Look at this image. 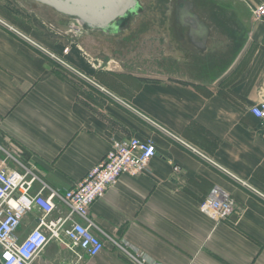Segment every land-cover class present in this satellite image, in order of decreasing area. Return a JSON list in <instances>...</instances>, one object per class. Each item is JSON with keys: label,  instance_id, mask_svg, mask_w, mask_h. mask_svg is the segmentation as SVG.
<instances>
[{"label": "crops", "instance_id": "1", "mask_svg": "<svg viewBox=\"0 0 264 264\" xmlns=\"http://www.w3.org/2000/svg\"><path fill=\"white\" fill-rule=\"evenodd\" d=\"M152 1L100 33L33 0H0L2 21L104 90L0 24V159L65 191L114 142L151 139L142 172L90 206L96 232L160 264H264V126L248 112L264 95V17L251 14L264 0ZM214 186L236 205L219 223L199 211ZM79 253L50 240L30 264H133L106 240Z\"/></svg>", "mask_w": 264, "mask_h": 264}, {"label": "built area", "instance_id": "2", "mask_svg": "<svg viewBox=\"0 0 264 264\" xmlns=\"http://www.w3.org/2000/svg\"><path fill=\"white\" fill-rule=\"evenodd\" d=\"M251 14L255 21L261 20L264 17V3L254 5ZM0 24L75 75L103 90L61 57L36 44L1 19ZM63 51L67 52V48ZM248 112L264 126V95L249 106ZM154 154L155 145L151 139L129 137L116 141L99 162L65 191L49 187L30 168L17 161L20 169L9 168L5 159H0V264H30L50 240L63 244L78 259L81 258L79 252L88 256L97 255L104 248L106 240L119 247L133 264H160L139 251L126 248L125 243H119L105 233L99 235L96 232L98 227L89 216L93 202L120 175L140 174ZM177 169L178 167L175 168ZM35 181L40 182L37 190L32 188ZM57 204L63 205L66 212L53 216ZM34 211L38 212L35 225L20 234L24 217ZM199 211L213 222L219 223L236 214V205L229 193L214 186L201 200Z\"/></svg>", "mask_w": 264, "mask_h": 264}, {"label": "water", "instance_id": "3", "mask_svg": "<svg viewBox=\"0 0 264 264\" xmlns=\"http://www.w3.org/2000/svg\"><path fill=\"white\" fill-rule=\"evenodd\" d=\"M46 5L87 32L111 33L120 30L118 20L138 13L137 0H33Z\"/></svg>", "mask_w": 264, "mask_h": 264}, {"label": "rangeland", "instance_id": "4", "mask_svg": "<svg viewBox=\"0 0 264 264\" xmlns=\"http://www.w3.org/2000/svg\"><path fill=\"white\" fill-rule=\"evenodd\" d=\"M140 6V10H142V8H146V7H157L158 2L152 1V0H137ZM133 15V14H132ZM132 15H130L128 18H130ZM128 18L123 19V20H118L117 24H123L125 23L126 20H128ZM9 24V23H8ZM13 27V26H12ZM14 28V27H13ZM15 29V28H14ZM17 30V29H16ZM19 32V31H18Z\"/></svg>", "mask_w": 264, "mask_h": 264}, {"label": "flooded vegetation", "instance_id": "5", "mask_svg": "<svg viewBox=\"0 0 264 264\" xmlns=\"http://www.w3.org/2000/svg\"><path fill=\"white\" fill-rule=\"evenodd\" d=\"M117 23V22H116ZM124 24V23H123Z\"/></svg>", "mask_w": 264, "mask_h": 264}]
</instances>
